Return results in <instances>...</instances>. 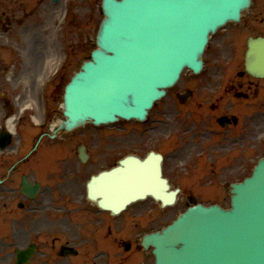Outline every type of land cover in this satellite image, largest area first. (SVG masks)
<instances>
[{"label":"rangeland","instance_id":"rangeland-1","mask_svg":"<svg viewBox=\"0 0 264 264\" xmlns=\"http://www.w3.org/2000/svg\"><path fill=\"white\" fill-rule=\"evenodd\" d=\"M101 1L59 0L54 3L53 0H0V101L3 107H6L5 112L8 111L7 107L12 105L14 112H17L21 106L17 101H29L36 115L39 114V119H42V113H38L36 109L40 81L49 78L60 66L62 68L65 62L60 73L63 75L62 79L58 78L56 88L52 86L50 89L57 90L56 93L46 92L49 104L52 103V109L49 111L51 124H57L62 119L59 107V101L62 100L58 98L63 94L65 84L79 71L82 63L90 58L91 52L96 48V34L103 18ZM235 34L241 38L250 35L264 36V0H253L251 8L244 12L242 22L228 25L213 37L205 53L204 73L206 77L213 66L224 64L225 70L221 67L213 69L221 84L213 90H206L203 89V79L197 78L192 82L191 73L185 72L173 92L151 112V118H160V121L156 122L157 129L154 132L139 135L141 124L131 121L122 130L103 128L98 131L89 124L60 137L67 139L71 144L63 150L66 153L64 159L69 157L65 162L71 160L72 166L79 162L75 152L76 146L80 142L89 145L93 158L92 164H86L85 169L91 173L113 166L128 154L143 157L152 149H160L166 157L165 176L170 180L173 189H182L175 206L159 208L149 201L140 202L121 216L115 217L113 222H110L108 214H102L103 224L97 226V233L88 238L80 258L64 259L53 253L51 259L46 253V244L52 239V235L60 234L59 230L62 231L63 228L47 229L44 226L47 221L41 222L46 219L42 216V210L36 212L39 216L34 213L27 214L30 222L16 226L15 209L21 199L16 196V189L10 191L7 187H0V264H14V248L27 246L38 235H41L40 242L44 249L33 264H153L154 256L151 250H143L139 245L145 232L166 226L177 214L185 210L188 204L195 201L229 206V183L233 182L234 178L248 175L253 168L256 154H264V116L255 123L243 117L240 130L246 131L245 141L232 145L231 150H224L220 142L223 140L218 138L220 141H217V134L208 132L209 127L217 128V125L203 123L204 120L200 121L199 114L201 117H211L205 110L210 104L216 105L214 115L222 113L225 102L231 98L227 93L232 92L229 90V81L244 80L239 79L237 71L243 68L245 46L233 43ZM36 58L40 59L37 69L46 66L49 59L55 65H47L48 70L35 77L37 71L32 66ZM217 58L220 60L216 61ZM231 58H234L233 65L227 69ZM214 61L216 65H213ZM186 86L193 87L199 93L195 99H199L197 104L192 103L189 106L196 121L191 132L185 130L191 127L192 117L180 113L185 109L174 104L172 96L175 91H184L182 89ZM55 95L58 97L56 102ZM160 110L165 111V114ZM1 115L0 125L4 126ZM23 122L20 129L33 132L30 120L26 118ZM17 142L12 141V147H15ZM32 144L17 158L16 155L10 156L12 151H9V157L0 160V176L8 172L12 163L23 159ZM106 144H112L113 148ZM254 145H257V149L251 150ZM26 164L21 167L23 172L30 170ZM234 170L237 172H233ZM1 192L8 194L5 196ZM37 222L44 226L40 232ZM87 233L90 234L89 231ZM63 242L64 239L61 238L56 244L63 245ZM126 243L132 245L129 251L125 249Z\"/></svg>","mask_w":264,"mask_h":264},{"label":"water","instance_id":"water-1","mask_svg":"<svg viewBox=\"0 0 264 264\" xmlns=\"http://www.w3.org/2000/svg\"><path fill=\"white\" fill-rule=\"evenodd\" d=\"M251 0H103L98 48L66 88L61 128L71 130L90 120L94 124L146 118L185 68L198 73L210 34L229 20L240 19ZM247 69L264 76V39L251 40ZM160 155L145 160L129 157L106 175L122 174L117 213L148 195L164 205L176 191L162 178ZM150 170V171H148ZM142 173L145 185H136ZM134 179L131 181V179ZM144 248L153 247L155 264H264V160L251 178L233 185L231 207L188 208L171 225L146 234ZM33 253L18 254L23 264Z\"/></svg>","mask_w":264,"mask_h":264},{"label":"flooded vegetation","instance_id":"flooded-vegetation-1","mask_svg":"<svg viewBox=\"0 0 264 264\" xmlns=\"http://www.w3.org/2000/svg\"><path fill=\"white\" fill-rule=\"evenodd\" d=\"M246 77V76H244ZM249 78V77H248ZM244 84H241L240 87L242 88ZM254 85L253 80H249L247 83L248 89H251ZM256 91H246V93H242L241 99L247 100V101H254L258 104L261 102L260 93L264 90V85H262L260 82L255 84ZM254 94V95H253ZM230 115L231 112H227ZM234 124L233 122L230 123V125ZM0 128L2 126L0 125ZM30 141V138L25 139V144H28ZM23 140L22 143L24 144ZM106 146H110L113 148L112 144H106ZM14 150L16 152V156L20 153H22V149L15 147H9L7 149L0 150V160H6L8 158V151ZM88 151L92 152L90 147L87 148ZM90 154V158H91ZM37 163V161H36ZM41 168H44L43 171L40 173H37V170L33 171L31 176H27L26 173H22L21 167H18L16 169V172L13 173V176L11 178L12 184H17L18 179L20 178V182L18 185V188L21 183V179L23 175L27 176L28 180L35 183L41 184V191L39 193V196H41V200L44 204L50 205L48 207L50 211H61L60 214L57 215V218H50L49 221L53 224H59L62 226H65L68 230L67 233L70 236H73V234L81 227L85 226L84 220L86 218H81L82 211L85 210L84 205H87V202L83 200L81 202L82 194L86 193L87 191V184L86 179L90 171L83 170L82 166L79 165L77 167V170H70L71 165L69 164H63L58 163L54 164V161H48L47 155H42V160L38 164ZM38 167V166H37ZM29 169L31 166L28 167ZM6 172L1 175V177H5ZM7 184V181L5 180L1 188H5ZM2 193V192H1ZM3 195H7L6 192L2 193ZM18 196L23 197L24 203H21L22 209H26L27 201L29 200L27 197H24L21 192L18 190L17 192ZM36 202H28L27 208L31 209L33 206H35ZM89 207H95L96 205L94 203H89ZM79 217V218H78ZM80 232V229L76 232L74 239L79 241L81 240V235L78 234ZM73 240V238H70Z\"/></svg>","mask_w":264,"mask_h":264},{"label":"bare ground","instance_id":"bare-ground-1","mask_svg":"<svg viewBox=\"0 0 264 264\" xmlns=\"http://www.w3.org/2000/svg\"><path fill=\"white\" fill-rule=\"evenodd\" d=\"M33 66L32 68H34L37 72L39 71V73L37 74L36 72V75L38 76H41L43 74V72L45 73L46 70H48L46 68L47 65H50V66H54L55 63H52V61H48V63L46 64V66H42L41 68L37 69V66H38V63L40 62V59L36 58L33 60ZM41 69V70H40ZM8 131L9 132H12L15 128L13 127L12 123H13V119H9L8 121ZM150 171V170H148ZM135 177H140L139 179V182L137 184H134V185H131L130 186V189L134 192H137V189L135 188L136 185H145L147 184L149 181L152 185H155L153 184L152 182V179L150 178V176L142 173L141 175H134ZM122 179H119L117 176H114L113 179L111 180H108V179H104V180H101L100 183H103L102 184V188H100L98 186L97 190H100L104 196H105V199L109 202H112V203H116V199L118 198V196L120 195L121 191H122V187H120L123 183H121ZM134 179L132 178L131 181H133ZM104 189H107V190H103Z\"/></svg>","mask_w":264,"mask_h":264}]
</instances>
